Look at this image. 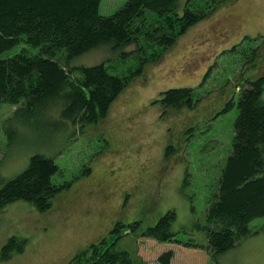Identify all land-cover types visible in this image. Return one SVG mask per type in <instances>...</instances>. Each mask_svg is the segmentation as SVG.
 <instances>
[{"label": "rangeland", "instance_id": "1", "mask_svg": "<svg viewBox=\"0 0 264 264\" xmlns=\"http://www.w3.org/2000/svg\"><path fill=\"white\" fill-rule=\"evenodd\" d=\"M127 1L101 0L99 12L112 15ZM187 1L179 0L180 6ZM245 37L251 40L244 42ZM21 50L38 52L21 41L3 57ZM124 51L132 53L135 46ZM122 53L102 47L73 64L105 63L111 74L130 76L139 60ZM215 62L216 70L202 86ZM72 75L81 81L80 71ZM262 76L264 0H237L149 63L96 126L71 127L70 137L57 134L62 123L45 117L27 130L17 128L19 119L7 121L16 109L0 104V188L35 154L54 157L59 169L52 176L55 185L71 182L44 212L23 201L0 210V264H75L90 246L110 239L116 223L142 221L146 228L169 211L177 215L171 228L179 239L206 244L196 223L204 219L230 153L241 87ZM184 87L194 89V99H199L194 110L156 104L162 92ZM170 145L176 151L168 156ZM251 228H264V218L254 220ZM129 233L123 230L117 249L142 259L134 264H161L159 257L168 251L174 252L169 264H264V232L222 255L219 263L206 250ZM13 238L22 248L10 250L4 260L2 249Z\"/></svg>", "mask_w": 264, "mask_h": 264}, {"label": "trees", "instance_id": "2", "mask_svg": "<svg viewBox=\"0 0 264 264\" xmlns=\"http://www.w3.org/2000/svg\"><path fill=\"white\" fill-rule=\"evenodd\" d=\"M100 1L0 0V104L16 109L7 121L17 118V128L27 130L45 117L53 124L62 123L63 130L57 134L71 133V127L84 130L96 126L149 63L161 59L192 28L220 13L226 4L237 2L188 0L181 7L179 0H128L114 14L104 16L99 12ZM250 40L245 37L244 42ZM21 41L38 52L21 50L3 57ZM131 45L135 51L125 53L124 49ZM102 47L137 58L138 69L130 76L119 77L111 74L105 63L74 66L77 58ZM217 66V62L210 66L202 86ZM76 71L82 74L79 82L72 77ZM194 92L186 87L170 89L161 93L156 104L194 110L199 104ZM263 93L264 76L241 87L230 153L213 196L206 203L204 219L196 223L206 244L179 239L171 228L177 215L169 211L146 228L142 221L116 223L110 239L105 237L93 244L73 263L141 262L139 256L117 249L127 228L137 239L206 250L216 263L244 240L264 232V228H251L254 220L264 218ZM175 151V146L170 145L167 155ZM58 170L54 157L31 156L27 167L0 188V210L20 201L34 205L40 212L48 210L53 199L71 184L59 186L52 182ZM14 248L22 245L13 238L4 245L2 258L5 260ZM173 256L174 252L168 251L159 257V262L169 264Z\"/></svg>", "mask_w": 264, "mask_h": 264}]
</instances>
